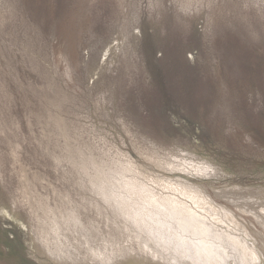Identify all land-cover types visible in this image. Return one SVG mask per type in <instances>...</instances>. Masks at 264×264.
Instances as JSON below:
<instances>
[{
	"label": "rangeland",
	"instance_id": "1",
	"mask_svg": "<svg viewBox=\"0 0 264 264\" xmlns=\"http://www.w3.org/2000/svg\"><path fill=\"white\" fill-rule=\"evenodd\" d=\"M176 4L0 0V179L28 206L0 183V264H262L264 23L225 7V28L182 29L160 15Z\"/></svg>",
	"mask_w": 264,
	"mask_h": 264
},
{
	"label": "clouds",
	"instance_id": "2",
	"mask_svg": "<svg viewBox=\"0 0 264 264\" xmlns=\"http://www.w3.org/2000/svg\"><path fill=\"white\" fill-rule=\"evenodd\" d=\"M228 5H232L229 9ZM133 9H137V5L132 6ZM149 5H147L146 12ZM227 8L231 19L239 17L241 14L253 15L258 19L259 22L264 23V0H177L175 8L172 7H162L160 9V15L164 18L165 16H170L175 25L179 28L185 29L192 27L193 24H199L201 27L207 23L208 29L211 31H217L218 29L225 28V25L230 24L227 16L224 15V8ZM185 9H187L185 11ZM64 55V54H63ZM64 59L68 58L64 55ZM173 156L177 153H172ZM162 159L171 163V157L167 154H162ZM187 159V157H185ZM195 163L197 165H205L207 168L212 170V175L218 172L217 165L210 157L195 158ZM179 167V165H178ZM4 185V191L10 197L12 202L17 206V208L26 213L28 211V206L19 198L17 190H15L10 183L9 179ZM188 187V185H185ZM159 248V245H157ZM168 249H164L167 251ZM233 252L236 248L231 249ZM173 251L176 252L178 256H182L185 253L177 246Z\"/></svg>",
	"mask_w": 264,
	"mask_h": 264
},
{
	"label": "bare ground",
	"instance_id": "3",
	"mask_svg": "<svg viewBox=\"0 0 264 264\" xmlns=\"http://www.w3.org/2000/svg\"><path fill=\"white\" fill-rule=\"evenodd\" d=\"M184 191H185V190H184ZM190 198H191V197H190ZM176 201H177V200H176ZM155 202H156V201H155ZM166 203H167V202H166ZM160 204H161V203H160ZM179 204H180V202H179ZM153 206H154V205H153ZM183 207H184V206H183ZM166 208H167V207H166ZM190 209H191V208H190ZM162 211H163V210H162ZM162 211H161L160 214H162ZM165 211H166V210H164L163 212H165ZM171 211H173V210H171ZM175 211H177V210L175 209L174 212H175ZM153 212H154V211H153ZM169 212H170V211H169ZM174 212H171V213H173V214H170V213H169V214H170V215H174ZM195 212H198V211H195ZM199 212H200V210H199ZM166 213H167V211H166ZM176 213H177V212H176ZM183 213H184V212H183ZM167 214H168V213H167ZM167 214H166V215H167ZM169 214H168V215H169ZM178 214H179V216H181V215H180V212H178V213L176 214L177 217H178ZM181 214H182V213H181ZM182 215H183V214H182ZM187 215H188V214H187ZM187 215H186V218H187ZM195 215H196V214H195ZM195 215H193V216L191 215V218L194 217ZM162 216H163V215H162ZM174 216H175V215H174ZM164 217H165V216H164ZM168 217H169V216H168ZM168 217H167V220L169 219ZM172 217H173V216H172ZM200 217H201V216H197V220H198V218H199V220L205 218V217L202 216V218L200 219ZM156 218H157V216H156ZM162 218H163V217H162ZM170 218H171V217H170ZM173 218H176V217H173ZM180 218H181V217H180ZM180 218H179V219L176 218V219H173V220H174V221H175V220L178 221V220H180ZM182 218H185V216L182 217ZM189 218H190V216L188 215V219H189ZM195 218H196V217H194L193 220H195ZM207 218H208V217H207ZM157 219H158V218H157ZM205 219H206V218H205ZM205 219H204V220H205ZM167 220H162V223H164L163 221H167ZM211 220H213V219H211ZM216 220H217V219H216ZM219 220L222 221L220 218H219ZM157 221H159V222L161 223L160 220H157ZM170 221H172V218H171ZM188 221H189V220H187V222H188ZM202 221H203V220H202ZM207 221H208V222H207ZM207 221H205V223L203 224L204 226L201 225L202 227H201V226H198L197 223H196L197 225L193 224V223H195L194 221H193L192 224H193L195 227L197 226V227H199V228H203V227H205V224H206V223H207V224H208V223H211V222H209V219H208ZM220 221H219V222H220ZM181 222H182V220H181ZM185 222H186V220H185ZM185 222H184V223H185ZM187 222H186L185 224H187ZM196 222H197V221H196ZM213 222H216V221L213 220V221H212V224H213ZM217 222H218V221H217ZM217 222L214 223L215 227L217 226L216 224L219 223V222H218V223H217ZM232 222H233V221H232ZM234 222H235V221H234ZM155 223H156V222H155ZM160 223L157 222V224H160ZM165 223L168 224V221L165 222ZM171 223H172V222H171ZM177 223L179 224V222H177ZM177 223H174V224L176 225ZM198 223H199V221H198ZM220 223H221V222H220ZM223 223H224V222H223ZM225 223H226V222H225ZM167 224H165V226H166ZM172 224H173V223H172ZM172 224L169 223V226H171ZM181 224H182V223H181ZM185 224H184V226H185ZM201 224H202V222H201ZM207 224H206V225H207ZM226 224H227V223H226ZM149 225H150V224H149ZM161 225H162V224H161ZM179 225H180V224H179ZM189 225L191 226V224H189ZM199 225H200V224H199ZM210 225H211V224H210ZM218 225H219V224H218ZM221 225H223V224L221 223ZM221 225H220V226H217V227L221 228V227H222ZM228 225H229V223H228ZM139 226H140V225H139ZM186 226L188 227V225H186ZM190 226H189V227H190ZM230 226H231V225H230ZM167 227H168V225H167ZM182 227H183V226H182ZM187 227H186V228H187ZM197 227H196V228H197ZM206 227H207L206 229H209V228H211L212 226L207 225ZM223 227H224V228H227V227H225V225H224ZM150 228H151V227H150ZM168 228H169V227H168ZM176 228H177V226H176ZM178 228H179V227H178ZM190 228H191V227H190ZM219 228H218V229H219ZM172 229H173V228H172ZM180 229H182L181 226H180ZM180 229H179V230H180ZM203 229H205V228H203ZM213 229H214V227H213ZM213 229H212V230L210 229L211 232L213 231ZM216 229H217V228H216ZM218 229H217V230H218ZM221 229H222V228H221ZM156 230L158 231V229H156ZM173 230H174V229H173ZM195 230H197V229H195ZM210 230H208V232L205 230V231L207 232V236H208V233L210 232ZM214 230H215V229H214ZM225 230H226V231H225ZM225 230H224L225 233L228 234L227 229H225ZM228 230L231 231V229H229V228H228ZM243 230H244V229H243ZM152 231H153V230H152ZM170 231H171V230H170ZM170 231H169V232H170ZM184 231H185V228L183 227L182 231H180V232L182 233V232H184ZM186 231H187V229H186ZM199 231H200V230H199ZM222 231H223V230H221V232H222ZM240 231H242V230H240ZM240 231H239V232H240ZM153 232H154V234H156L155 231H153ZM192 232H193V231H192ZM203 232H204V231H203ZM203 232L201 231L200 234L203 235V234L205 233V232H204V233H203ZM211 232H210V233H211ZM217 232H218V231H216L215 233H217ZM219 232H220V231H219ZM157 233H158V232H157ZM162 233H163V230H162ZM195 233H197V232H195ZM202 233H203V234H202ZM229 233H230V232H229ZM154 234H153V235H154ZM173 234H174V233H173ZM178 234H180V233L178 232ZM185 234H186V232H185ZM213 234H214V232H213ZM213 234H212V235H213ZM227 234H225V236H226ZM181 235H182V234H181ZM186 235H188V234H186ZM198 235H199V232H198ZM198 235H197V236H198ZM201 235H199V236H201ZM212 235H211V236H212ZM214 235H215V237H217L216 234H214ZM222 235H223V234H222ZM228 235H229V234H228ZM228 235L226 236V238H228ZM159 236H160V235H159ZM170 236H171V235H170ZM170 236H169V237H170ZM182 236H184V235H182ZM182 236H181V237H182ZM195 236H196V235H195ZM199 236H198V237H199ZM207 236L205 235V237H204V235H203V236H201V238H202V237H203V238L200 239V237H199V240L204 241V238H206ZM234 236L236 237V234H234L233 237H234ZM157 237H158V235H157L156 237H154V238L156 239ZM164 237H165V236H164ZM164 237L161 238V241H164V240H165ZM179 237H180V236H179ZM185 237H186V236H185ZM187 237H191V236L189 235V236H187ZM198 237H197V239H198ZM208 237H209V236H208ZM213 237H214V236H213ZM218 237H219V236H218ZM218 237H217L216 239H217V241H220V240H222V237H223V236H222V237L220 236L221 239H220V237H219L220 240L218 239ZM231 237H232V234H231ZM231 237H230V235H229V242H228V243H234V240H233V242H230V240H231L230 238H231ZM158 238H159V240H160V237H158ZM158 238H157V239H158ZM172 238H173V237H172ZM226 238H225V241H226V240L228 241V239H226ZM237 238H238V237H237ZM157 239H156V240H157ZM163 239H164V240H163ZM175 239H176V238H175ZM187 239H188V238H187ZM187 239L185 238V240H187ZM197 239H196L197 242H196V241L194 242L193 239H192V241H193L195 244L197 243V245H198V240H197ZM208 239H209V238H206V240H208ZM211 239H212V237H211ZM211 239H210V241H212ZM233 239H234V238H233ZM238 239H239V238H238ZM238 239H237V240H238ZM246 239H247V238H245V240H246ZM159 240H157V241H159ZM183 240H184V237H183ZM206 240H205V242H207ZM223 240H224V239H223ZM247 240H248V239H247ZM161 241H160L159 244L162 245V246H164V247H167V246H168V250H167V252H168L169 255L172 256V258H173L172 253H173L174 255L176 254V252H174L173 249H175V246H178L177 244H175L176 242H175V243H170V242H169V243H166V242H161ZM192 241H189V242H192ZM213 241H215V239H214ZM213 241H212V242H213ZM225 241H224V242H225ZM227 241H226V243H224V242L221 241L222 244H223V243H224V245L226 244L225 248H226L227 246L230 245V244L228 245ZM172 242H173V241H172ZM221 242H218V243H221ZM236 242H237V241H236ZM238 242H239V240H238ZM180 243H181V242H180ZM180 243H179V244H180ZM186 243H187V242H186ZM199 243H200V241H199ZM239 243H240V242H239ZM188 244H189V243H188ZM188 244H187V245H188ZM201 244H202V242H201ZM201 244H200V246H201V249H202V248H204L205 246L203 247V246H202L203 244H202V245H201ZM210 244H212V247H209V248L214 249V248H213V247H214V246H213V243H210ZM214 244H215V246H216V244H217L216 241L214 242ZM234 244H237V243H234ZM234 244L232 245L233 248H234ZM182 245H184V244L182 243ZM190 245H191V243H190ZM190 245H188V246H190ZM197 245H196V247L198 248L199 246H197ZM205 245H206V244H205ZM207 245H209V241H208V244H207ZM207 245H206V246H207ZM220 245H221V244H220ZM238 245H239V244L235 245V246H236V247H235L236 250H238L237 248H240V247H238ZM248 245H249V244H248ZM193 246H195V245H192V247H193ZM209 246H210V245H209ZM218 246H219V244H218ZM239 246H240V245H239ZM216 247H217V246H216ZM216 247H215V248H216ZM180 248H181V247H180ZM188 248H189V247H188ZM190 248H191V246H190ZM205 248H206V247H205ZM217 248H219V247H217ZM217 248H216V249H217ZM222 248H223V246H222ZM222 248H220V249H222ZM230 248H231V246H230ZM184 249H185V250H184ZM191 249H192V248H191ZM191 249H189V250L191 251ZM199 249H200V247H199ZM206 249H207V248H206ZM206 249H204V250H206ZM211 249H210V250H211ZM220 249H218V250H220ZM227 249H228V247H227ZM227 249H226V250H227ZM243 249H244V248H243ZM256 249H257V248H256ZM161 250H162V249H161ZM181 250L186 251L187 248H184V247H183V249H181ZM195 250H196V249H195ZM204 250H203V251H204ZM223 250H225V249H223ZM223 250H222V252H223ZM252 250H253V249H252ZM184 251H183V252H184ZM187 251H188V250H187ZM187 251L185 252L184 255H182V257L184 256L185 259L189 260L188 257L190 256V253H189L188 257H187V254H186V253H188ZM193 251H194V250H193ZM196 251H198V250H196ZM207 251H208V250H207ZM207 251H206V252H207ZM239 251H240V249L238 250V252H239ZM253 251H254V250H253ZM201 252H202V251L199 252V256L201 255ZM213 252H214V250H213ZM217 252H218V251H217ZM220 252H221V250H220ZM238 252H236V253H238ZM168 253H167V254H168ZM191 253H192V251H191ZM196 253H198V252H196ZM207 253H208V252H207ZM207 253H206V254H207ZM215 253H216V250H215V252H214L213 254H215ZM218 253H219V252H218ZM218 253H216V255H217ZM223 253H224V252H223ZM226 253H227V251L225 252V254H226ZM231 253H232V252H231ZM246 253H247V250H246ZM206 254H205V255L203 254V255H204V256H207ZM221 254H222V253H221ZM232 254H233V256H235V252H233ZM239 254H240V252H239ZM176 255H177V254H176ZM196 255H198V254H196ZM218 255H219V257H220V254H218ZM218 255H217V256H218ZM222 255H223V254H222ZM222 255H221V257H223ZM244 255H245V254H244ZM177 256H178V255H177ZM225 256H226V255H225ZM227 256H229V252H228V255H227ZM233 256H231V258H232ZM239 256H240L239 258H241V255H239ZM245 256H246V255H245ZM174 257H175V256H174ZM178 257H179V256H178ZM194 257H195V256H194ZM200 257H203V256H200ZM207 257H208V256H207ZM211 257H212V252H211ZM237 257H238V256H237ZM237 257H236V258H237ZM167 258H168V257H167ZM170 258H171V257H170ZM179 258H180V257H179ZM189 258H190V257H189ZM195 258H197V256H196ZM195 258H194V260H195ZM209 258H210V257H209ZM209 258H207V259H209ZM216 258H217V257H216ZM176 259H177V258H176ZM176 259H175V260H176ZM198 259H201V258H197V260H198ZM202 259H203V258H202ZM204 259H205V258H204ZM233 259H234V257H233ZM254 259H255V257H254ZM177 260H178V259H177ZM177 260H176V261H177ZM197 260H196V261H197ZM209 260L212 261V260H216V259H214V258L211 259V258H210ZM209 260H205V264L208 263L207 261H209ZM222 260H225V257H224ZM229 260H230V258H229ZM185 261H186V260H185ZM190 261H191V260H190ZM211 261H210V262H211ZM217 261L220 262V260H217ZM231 261H232V260H231ZM231 261H227V262L229 263V262H231ZM177 262H180V261H177ZM199 262H200V260H199ZM201 262L204 263V260H201ZM214 262H215V261H214ZM214 262H212V263H214ZM235 262H236V261H235ZM187 263H188V261H187ZM189 263H190V262H189ZM222 263H224V262H222ZM167 264H168V263H167ZM169 264H170V263H169ZM175 264H176V263H175ZM178 264H181V262L178 263ZM182 264H183V263H182ZM185 264H186V263H185ZM219 264H221V262H220ZM224 264H225V263H224ZM226 264H227V263H226ZM235 264H236V263H235ZM247 264H248V263H247Z\"/></svg>",
	"mask_w": 264,
	"mask_h": 264
},
{
	"label": "snow or ice",
	"instance_id": "4",
	"mask_svg": "<svg viewBox=\"0 0 264 264\" xmlns=\"http://www.w3.org/2000/svg\"><path fill=\"white\" fill-rule=\"evenodd\" d=\"M186 10H187V9H185V11H186ZM134 30H135V29H134ZM103 95H107V93H101V94L97 95L96 97H94V98H92L91 100H89V101H88V104L91 105L92 102H93V99H95L96 102H99V101L102 99ZM88 110L91 111V108L89 107ZM229 130L231 131V129H229ZM11 155L15 157V156H16V152L13 151V152L11 153ZM200 169H203V171H201ZM194 174H195V175H199V176L210 175V174H212V170L209 169V168H207L205 165H199V167L194 171ZM7 180H8V176L5 175V174H3L2 179H0V183L5 184V183L7 182ZM3 195H4V192H3V191H0V196H3ZM5 215H6V214H5ZM142 250H143L148 256H151L152 259H160V258H161L160 255H159V253H157L156 255H153L151 252H148V251H147V248H146V247H144ZM128 254H129V255H135V253L132 252L131 250H129V253H128ZM97 258H98V259H102V257H100V256H97ZM260 258H261V262H262V264H264V255H261ZM253 259H254V257H253Z\"/></svg>",
	"mask_w": 264,
	"mask_h": 264
}]
</instances>
